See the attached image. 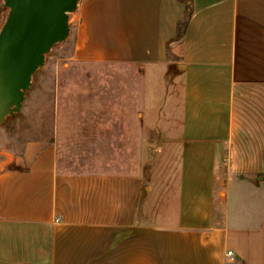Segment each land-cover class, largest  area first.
I'll return each instance as SVG.
<instances>
[{
  "label": "crops",
  "instance_id": "crops-1",
  "mask_svg": "<svg viewBox=\"0 0 264 264\" xmlns=\"http://www.w3.org/2000/svg\"><path fill=\"white\" fill-rule=\"evenodd\" d=\"M74 15L69 60L140 69L160 159L61 166L55 100L47 134L0 161V264H264V0H82ZM149 83L165 85L156 111Z\"/></svg>",
  "mask_w": 264,
  "mask_h": 264
},
{
  "label": "rangeland",
  "instance_id": "rangeland-1",
  "mask_svg": "<svg viewBox=\"0 0 264 264\" xmlns=\"http://www.w3.org/2000/svg\"><path fill=\"white\" fill-rule=\"evenodd\" d=\"M3 3L0 0V29L8 15ZM75 13L70 15L69 38L53 48L44 68L35 74L22 111L0 127V161L9 153H19L27 141L47 134L53 125L56 100L61 115L67 117L61 122V166L77 172L85 166H123V172H128L131 170L124 166L143 165L144 158L146 164H156L160 159L158 143L143 138L147 128L142 116L140 69L69 60L78 20ZM149 86L145 89L151 106L147 110L156 111L165 85Z\"/></svg>",
  "mask_w": 264,
  "mask_h": 264
},
{
  "label": "water",
  "instance_id": "water-1",
  "mask_svg": "<svg viewBox=\"0 0 264 264\" xmlns=\"http://www.w3.org/2000/svg\"><path fill=\"white\" fill-rule=\"evenodd\" d=\"M81 0H3L0 29V127L22 111L36 73L70 36V15Z\"/></svg>",
  "mask_w": 264,
  "mask_h": 264
},
{
  "label": "trees",
  "instance_id": "trees-1",
  "mask_svg": "<svg viewBox=\"0 0 264 264\" xmlns=\"http://www.w3.org/2000/svg\"><path fill=\"white\" fill-rule=\"evenodd\" d=\"M191 16H192V8L190 5L187 6V14H186V17L185 19L178 24V38L177 40H181L184 35H185V31H186V28H187V25L189 23V20L191 19Z\"/></svg>",
  "mask_w": 264,
  "mask_h": 264
},
{
  "label": "built area",
  "instance_id": "built-area-1",
  "mask_svg": "<svg viewBox=\"0 0 264 264\" xmlns=\"http://www.w3.org/2000/svg\"><path fill=\"white\" fill-rule=\"evenodd\" d=\"M227 256H228L231 260H234L233 252H228Z\"/></svg>",
  "mask_w": 264,
  "mask_h": 264
}]
</instances>
